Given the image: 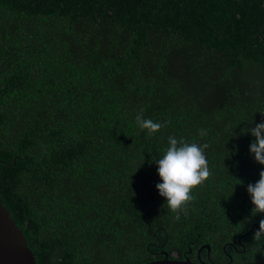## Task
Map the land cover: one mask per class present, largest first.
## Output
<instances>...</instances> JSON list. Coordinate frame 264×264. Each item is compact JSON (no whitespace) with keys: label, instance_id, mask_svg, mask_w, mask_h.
<instances>
[{"label":"trees","instance_id":"16d2710c","mask_svg":"<svg viewBox=\"0 0 264 264\" xmlns=\"http://www.w3.org/2000/svg\"><path fill=\"white\" fill-rule=\"evenodd\" d=\"M141 108L167 124L147 136ZM261 120L264 0H0V199L37 264H264ZM169 134L208 144L179 219Z\"/></svg>","mask_w":264,"mask_h":264},{"label":"clouds","instance_id":"9594fccd","mask_svg":"<svg viewBox=\"0 0 264 264\" xmlns=\"http://www.w3.org/2000/svg\"><path fill=\"white\" fill-rule=\"evenodd\" d=\"M135 121L139 128L146 131L147 136L154 135L167 124V121L145 118L142 108L137 112ZM248 132L255 137L249 145V153L256 162L264 165V120L255 123ZM200 135H206V130L201 129ZM207 148V143L187 142L182 137L169 134L167 147L154 160L160 178L155 187L159 195L165 198L164 203L168 209L176 214V219L180 218V213L185 211L188 202L193 199V188L203 184L211 174L205 154ZM247 192L253 205L252 214L264 213V167L259 171V179L247 184ZM253 238L257 241L264 239V216L259 220Z\"/></svg>","mask_w":264,"mask_h":264},{"label":"water","instance_id":"95a60500","mask_svg":"<svg viewBox=\"0 0 264 264\" xmlns=\"http://www.w3.org/2000/svg\"><path fill=\"white\" fill-rule=\"evenodd\" d=\"M204 248V247H203ZM210 252V247L206 246ZM164 258L146 264H208L195 263L189 259H170L168 253H163ZM0 264H37L35 255L28 247L23 232L16 226L10 212L0 199Z\"/></svg>","mask_w":264,"mask_h":264},{"label":"flooded vegetation","instance_id":"af4514ba","mask_svg":"<svg viewBox=\"0 0 264 264\" xmlns=\"http://www.w3.org/2000/svg\"><path fill=\"white\" fill-rule=\"evenodd\" d=\"M199 257H200V256L198 255V261H199V262L203 261V260H201ZM199 262H198V263H199ZM203 262H204V261H203Z\"/></svg>","mask_w":264,"mask_h":264}]
</instances>
